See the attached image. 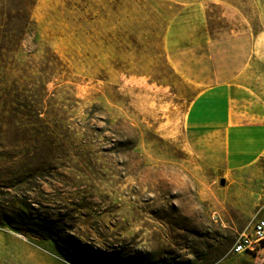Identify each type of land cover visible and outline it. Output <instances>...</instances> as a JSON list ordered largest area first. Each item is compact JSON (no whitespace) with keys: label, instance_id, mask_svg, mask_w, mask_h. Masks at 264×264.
<instances>
[{"label":"rangeland","instance_id":"1","mask_svg":"<svg viewBox=\"0 0 264 264\" xmlns=\"http://www.w3.org/2000/svg\"><path fill=\"white\" fill-rule=\"evenodd\" d=\"M31 21L0 60V264H264L231 253L264 156L225 172L184 128L264 49V0H38Z\"/></svg>","mask_w":264,"mask_h":264},{"label":"crops","instance_id":"2","mask_svg":"<svg viewBox=\"0 0 264 264\" xmlns=\"http://www.w3.org/2000/svg\"><path fill=\"white\" fill-rule=\"evenodd\" d=\"M190 101L184 128L193 151L225 172L247 169L264 156V49ZM228 69V67H227Z\"/></svg>","mask_w":264,"mask_h":264},{"label":"trees","instance_id":"3","mask_svg":"<svg viewBox=\"0 0 264 264\" xmlns=\"http://www.w3.org/2000/svg\"><path fill=\"white\" fill-rule=\"evenodd\" d=\"M37 1L0 0V60L2 62L7 54L18 51L21 40L32 31L31 15ZM11 25H16L17 28L11 29Z\"/></svg>","mask_w":264,"mask_h":264},{"label":"built area","instance_id":"4","mask_svg":"<svg viewBox=\"0 0 264 264\" xmlns=\"http://www.w3.org/2000/svg\"><path fill=\"white\" fill-rule=\"evenodd\" d=\"M264 249V207L263 214L246 231L242 232L234 245L231 253L233 255L250 254L255 255Z\"/></svg>","mask_w":264,"mask_h":264},{"label":"water","instance_id":"5","mask_svg":"<svg viewBox=\"0 0 264 264\" xmlns=\"http://www.w3.org/2000/svg\"><path fill=\"white\" fill-rule=\"evenodd\" d=\"M224 183H225V181L223 180V181H222V184H224Z\"/></svg>","mask_w":264,"mask_h":264},{"label":"bare ground","instance_id":"6","mask_svg":"<svg viewBox=\"0 0 264 264\" xmlns=\"http://www.w3.org/2000/svg\"><path fill=\"white\" fill-rule=\"evenodd\" d=\"M227 174V173H226Z\"/></svg>","mask_w":264,"mask_h":264}]
</instances>
